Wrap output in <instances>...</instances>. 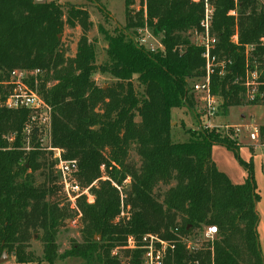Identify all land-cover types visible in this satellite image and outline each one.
Masks as SVG:
<instances>
[{
    "label": "trees",
    "instance_id": "obj_1",
    "mask_svg": "<svg viewBox=\"0 0 264 264\" xmlns=\"http://www.w3.org/2000/svg\"><path fill=\"white\" fill-rule=\"evenodd\" d=\"M134 2L124 0L122 28L109 33L99 26L106 60L97 64L87 37L92 23L83 8L54 0H0V99L10 91L5 82L11 71L28 72L24 83L51 109L53 146L63 150L64 158L77 161L79 183L86 187L97 182L90 187L92 203L83 197L77 202L81 241L58 253L56 236L71 214L52 198L61 192L54 161L44 151L21 149L28 110H10L0 103V255L20 264H53L66 257L79 258L81 264H139L140 250L122 255H112V250L124 246L128 236L151 233L175 242V264H264L252 167L243 162L244 181L233 183L212 160L213 146L237 151L238 144L228 131L199 123L188 130L186 141L170 139L171 110L192 112L194 97L187 82L204 75L202 48L191 44L186 34L198 29L202 4L146 0L144 15L134 11ZM232 8L231 0H214L213 53L224 66L222 73L214 66L210 92L220 98L218 112L223 114L250 97L244 86L246 70L258 74L250 102L264 105V7L256 0H240L239 45L229 41ZM65 25L81 29L72 57L61 50ZM145 26L161 36L162 50L151 52L138 45V28ZM250 44L254 47L246 60L244 46ZM97 72L112 79L107 88L94 81ZM259 131L264 137V125ZM130 148L138 165L128 161ZM101 166L105 180L99 175ZM37 171L43 177L39 183ZM124 182L128 217L114 222L119 212L116 186ZM159 185L168 187L154 194ZM208 226H215L217 233L200 248L189 251L181 243L197 236L194 229L202 233ZM95 234L100 241L93 239ZM34 235L42 243L41 257L31 248Z\"/></svg>",
    "mask_w": 264,
    "mask_h": 264
},
{
    "label": "rangeland",
    "instance_id": "obj_2",
    "mask_svg": "<svg viewBox=\"0 0 264 264\" xmlns=\"http://www.w3.org/2000/svg\"><path fill=\"white\" fill-rule=\"evenodd\" d=\"M54 1L62 6L70 4L76 7H81L88 12L92 26L87 32V37L94 44L96 52V63H103L106 60V54L104 50L106 47V42L104 40V36L99 32V26H101L105 31L109 33H114L116 29H120L125 25L124 0ZM132 7L135 12L143 11V14L145 15L146 0H135ZM145 28L147 29V31H145ZM192 31L193 30H188L186 32L187 39L191 44L194 40L191 33ZM142 34H145L146 37V43L144 44L146 48H153L155 50L160 48V35H154L146 26L143 28H138L137 37L135 38L137 43L139 42L138 37ZM80 35L81 29L79 26L69 28L65 25L63 27L62 34L59 37L61 39V50L64 51L66 57H72L74 55L76 43ZM37 73L39 74L41 72H36L35 70L34 74ZM195 79L188 80V88L191 85L192 81ZM94 81L98 86L107 88L111 84L112 79L107 74H101L97 72L94 74ZM192 94L194 97V107L192 108V112H189L186 109L178 108H173L171 110L172 123L170 129V139L174 143L186 141L189 136L188 130L196 129L198 127V122L200 121L199 118H203V116H201L202 112L200 110L199 95L194 92H192ZM250 100L251 98L249 97L248 99L246 98L241 105L229 107L225 114L219 111L212 120V123L215 125V127L213 128L218 129L221 132L228 131L225 133H228L227 135L229 136V139L235 141L239 146L237 151H232L225 146L215 145L212 149V160L215 162L217 168L220 171L224 172L233 183H242L244 181L246 170L244 169L243 162L250 163L252 167L253 178L256 184V190L259 195V199L256 204V210L258 214L257 234L264 258V137L260 135L259 131V137L257 140H250L249 138V133L253 126H258V129L260 130V126L264 125V105H262L261 103L252 104ZM217 103H221L219 97L217 98ZM224 116H227L225 119L226 122H223V120L220 121L219 119ZM136 121H138V118H136ZM246 126H248V128L250 127L248 131L245 130ZM234 127H238L239 131L233 132ZM9 140L11 141L12 137L9 138ZM128 161L134 165L139 164L138 157L133 148H130L129 150ZM99 171L100 178L102 180H105L107 176L105 174L104 167L101 166ZM39 173V171L35 173V179L37 183L43 180V177ZM96 183L97 182L94 181L92 184L86 187L80 183L82 187L88 188V193L91 195L92 199H94V196L90 190V187L95 186ZM125 183L126 182H124L123 187L116 186L119 194V212L115 217L114 222H119L121 221V219L128 217H126L125 214L126 211L129 210V207L125 208L123 205V189L126 188ZM167 187L168 186L164 185L157 186L154 189V194H160ZM82 197L85 198L87 203H89L86 199V196L84 195L77 198L74 204L66 202L61 192L60 194L56 193L52 197L53 200L59 199L61 201L60 205L68 206V212L71 214L69 218L64 220L57 233L56 243L58 253H63L64 251L68 250L73 243H79L81 241L80 229L82 213L78 207L77 202L82 199ZM203 230H205V228H203ZM203 232L201 233L200 231H198V229H194L192 233L196 234L197 236H191L190 238H187L186 242L181 243L186 247L189 243L191 246H193L194 250L200 248L203 242ZM93 239L95 241H100L101 236L99 234H95L93 236ZM125 244L126 240L124 242V245ZM31 248L38 257L42 256V243L37 240L36 235H34L33 239L31 240ZM128 250L129 249H125L123 246H117L112 251H116V254L119 252L122 255L123 251ZM173 255L174 254L169 255L168 259L165 260L166 264H175L173 261ZM81 262L82 261L79 258L66 257L61 260H56L53 264H81ZM0 264L20 263H16L12 256H7V259L1 260ZM39 264L48 263L41 262Z\"/></svg>",
    "mask_w": 264,
    "mask_h": 264
},
{
    "label": "built area",
    "instance_id": "obj_3",
    "mask_svg": "<svg viewBox=\"0 0 264 264\" xmlns=\"http://www.w3.org/2000/svg\"><path fill=\"white\" fill-rule=\"evenodd\" d=\"M190 1L202 4V15L198 23V29L191 33L194 38L192 44L202 48L201 57L204 59V75L192 81L191 91L197 93L200 98V110L203 118H199V125L203 128L211 129L215 127L212 120L217 115L220 104L217 103L218 97L210 92V75L214 71V66H219L221 68L220 73H222V68L224 66V61L219 60V58L213 53L217 43V38L212 33L214 0ZM231 1L233 8L230 9L228 13L234 19V26L229 41L233 45H239L237 18L240 0ZM256 2L264 7V0H256ZM145 31H147L146 28ZM138 39V44L151 52L162 50L161 45L160 48L156 50L153 48H146L144 45L146 43L145 34L140 35ZM253 47L254 46L251 44L244 46V56L246 60H248ZM26 76L27 73L24 71H11L10 81L5 82V85L10 87V91L7 94H4L2 99H0V103L6 109L16 110L24 108L29 112L28 120L21 131V149L24 152L41 150L51 155V158L54 161L53 167L59 177L60 190L66 202L74 204L77 198L84 195L86 196L87 201L91 203L93 199L88 193V188L82 187L76 178L77 161L75 159L64 158L63 150L53 146L51 136V109L35 90H32L24 83ZM257 76L258 74L255 69L246 70L244 86L247 93L250 94V98L253 97L252 95L255 92ZM258 128V126H253L251 128L249 133L250 140L258 139ZM249 129L250 127H245L246 131ZM238 131V127L233 128V132ZM127 215L128 213L126 211L125 216L127 217ZM216 233L215 226H208L202 234V240H212ZM186 241V238L181 239V242ZM123 247L129 250H140L139 264H166L165 260L168 259L169 255L174 253L176 244L174 241L164 239L157 234L148 233L139 238L128 236L126 238V244ZM186 248L189 251L194 250L193 246L189 243ZM115 254L116 251H112V255Z\"/></svg>",
    "mask_w": 264,
    "mask_h": 264
},
{
    "label": "water",
    "instance_id": "obj_4",
    "mask_svg": "<svg viewBox=\"0 0 264 264\" xmlns=\"http://www.w3.org/2000/svg\"><path fill=\"white\" fill-rule=\"evenodd\" d=\"M3 259H7V255L6 254H1L0 255V263H1V260Z\"/></svg>",
    "mask_w": 264,
    "mask_h": 264
},
{
    "label": "crops",
    "instance_id": "obj_5",
    "mask_svg": "<svg viewBox=\"0 0 264 264\" xmlns=\"http://www.w3.org/2000/svg\"><path fill=\"white\" fill-rule=\"evenodd\" d=\"M227 116H228V115H227ZM227 116L221 117V119H219V120H220V121H222V120H223V122H226V120H225V119H226V117H227ZM213 147H214V146H213ZM212 149H213V148H212ZM8 259H11V258H8Z\"/></svg>",
    "mask_w": 264,
    "mask_h": 264
}]
</instances>
